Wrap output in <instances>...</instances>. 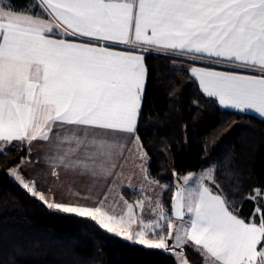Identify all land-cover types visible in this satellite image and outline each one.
<instances>
[{"label":"snow or ice","instance_id":"obj_1","mask_svg":"<svg viewBox=\"0 0 264 264\" xmlns=\"http://www.w3.org/2000/svg\"><path fill=\"white\" fill-rule=\"evenodd\" d=\"M150 54L186 73L207 105L264 119V0H0V170L48 210L173 264H193L189 249L201 264H264V186L243 195L255 208L241 218L230 157L198 173L173 170L171 184L151 175L139 134ZM61 173L87 185V196L73 194L91 205L41 190L62 184ZM109 194L120 214L105 209Z\"/></svg>","mask_w":264,"mask_h":264},{"label":"trees","instance_id":"obj_2","mask_svg":"<svg viewBox=\"0 0 264 264\" xmlns=\"http://www.w3.org/2000/svg\"><path fill=\"white\" fill-rule=\"evenodd\" d=\"M15 2L19 6L23 0ZM146 63L149 73L139 134L151 157V175L171 184L173 170L197 172L208 161L228 156L240 183L235 206L247 221L255 204L242 197L264 186V119L207 105L185 81L186 73L172 71L163 58L150 54ZM194 99L201 100L200 107ZM5 163L0 156V168ZM218 177L224 182L222 174ZM171 196V191L163 195L169 212ZM188 255L193 264H201L191 249ZM0 264H173V259L110 235L90 219L48 210L0 170Z\"/></svg>","mask_w":264,"mask_h":264},{"label":"rangeland","instance_id":"obj_3","mask_svg":"<svg viewBox=\"0 0 264 264\" xmlns=\"http://www.w3.org/2000/svg\"><path fill=\"white\" fill-rule=\"evenodd\" d=\"M128 167H130V169H128ZM131 164H129L128 166H126L125 168V174L127 175V173H129L131 171ZM199 171H197L198 173ZM25 175L28 176L29 175V171H25ZM66 178V177H64ZM133 183L135 184H139L140 182V177L139 175L137 174L136 176L133 177V180H132ZM127 183V181H125V184ZM77 185H80V187L86 185L85 183L82 184L81 181H78V184ZM156 191L158 192L159 191V188L156 189ZM79 194H82V193H79ZM125 198L128 199L129 201L135 199L137 193H131L129 196L125 194V192L123 193ZM51 196V195H50ZM80 196H83V195H80ZM54 197L56 199L57 202H63V203H80V204H85V203H88L91 205V201H86L84 199H81L80 197H69L67 196L66 198H61V196H58V195H55L54 194ZM94 206V205H93ZM105 209L108 210L110 213H115V214H120L123 210H124V205L123 203L119 200L118 197L112 195V194H109V198L107 201H105Z\"/></svg>","mask_w":264,"mask_h":264},{"label":"crops","instance_id":"obj_4","mask_svg":"<svg viewBox=\"0 0 264 264\" xmlns=\"http://www.w3.org/2000/svg\"><path fill=\"white\" fill-rule=\"evenodd\" d=\"M185 67H187V65H185ZM248 114H252V115L259 117L257 114H255L253 112H248ZM128 169H130V167H128ZM28 171H29V175H30L31 169H29ZM64 177H66V176L63 173H61V181L63 182L62 184L59 182H53V181L49 180L47 183H41L39 185V187L41 188L42 191H45L46 193L48 192V189L51 188V194L50 195L55 194V195L61 196V198L62 197L66 198L67 196L75 197L76 195L73 194L75 192L82 193L80 195H83V196H80V197H84V196H87L89 194V189H88L87 185L80 187V185H77L79 180H77L73 184L72 178L70 176L66 177V178H64ZM70 184L72 186L71 192L69 191V185ZM82 184H83V182H82ZM99 190H100L99 188L93 190V195L95 194L96 191H99Z\"/></svg>","mask_w":264,"mask_h":264}]
</instances>
